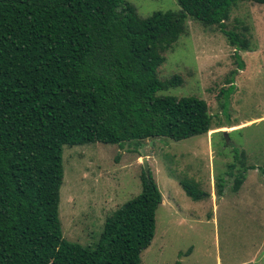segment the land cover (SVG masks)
<instances>
[{"label":"trees","instance_id":"trees-1","mask_svg":"<svg viewBox=\"0 0 264 264\" xmlns=\"http://www.w3.org/2000/svg\"><path fill=\"white\" fill-rule=\"evenodd\" d=\"M236 1L264 5L175 0L176 9L140 17L127 0H0V264H139L161 202L149 169L146 177L141 167L140 192L104 218L93 245L82 246L61 237V146L138 151L147 139L211 130L203 99L157 94L180 80H160L156 70L187 18L242 45L223 26ZM241 167L233 174L234 162L227 164L232 191L248 169ZM223 182L214 180L217 195ZM180 184L192 200L206 195Z\"/></svg>","mask_w":264,"mask_h":264},{"label":"rangeland","instance_id":"rangeland-1","mask_svg":"<svg viewBox=\"0 0 264 264\" xmlns=\"http://www.w3.org/2000/svg\"><path fill=\"white\" fill-rule=\"evenodd\" d=\"M127 1L140 17L177 8L175 0ZM185 25L156 70L158 79L176 75L180 83L157 94L203 99L215 130L180 140L147 139L138 151L100 142L62 145L61 237L93 245L104 218L140 192V158L149 155L162 201L139 264H264V5H231L223 26L242 45L230 44L216 25L190 18ZM230 162L233 174L248 166L235 191L226 175ZM217 176L224 179L221 195ZM180 183L206 195L192 200Z\"/></svg>","mask_w":264,"mask_h":264},{"label":"water","instance_id":"water-1","mask_svg":"<svg viewBox=\"0 0 264 264\" xmlns=\"http://www.w3.org/2000/svg\"><path fill=\"white\" fill-rule=\"evenodd\" d=\"M140 163H141L142 170H143L145 176L147 177L149 175V173H148L146 158L144 156L140 158Z\"/></svg>","mask_w":264,"mask_h":264},{"label":"crops","instance_id":"crops-1","mask_svg":"<svg viewBox=\"0 0 264 264\" xmlns=\"http://www.w3.org/2000/svg\"><path fill=\"white\" fill-rule=\"evenodd\" d=\"M222 129H225V128L222 127ZM226 129L228 130L229 128H226ZM213 130H215V129H211V130H209L208 132H211V131H213ZM208 132H207V133H208ZM145 158H146V160L149 159V155L145 156ZM209 196H212L211 193H210ZM161 201H162V200H161ZM216 264H219V262L217 261Z\"/></svg>","mask_w":264,"mask_h":264}]
</instances>
